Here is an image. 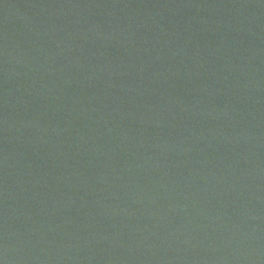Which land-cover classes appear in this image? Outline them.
Listing matches in <instances>:
<instances>
[{"label": "water", "instance_id": "water-1", "mask_svg": "<svg viewBox=\"0 0 264 264\" xmlns=\"http://www.w3.org/2000/svg\"><path fill=\"white\" fill-rule=\"evenodd\" d=\"M0 264H264V0H0Z\"/></svg>", "mask_w": 264, "mask_h": 264}]
</instances>
